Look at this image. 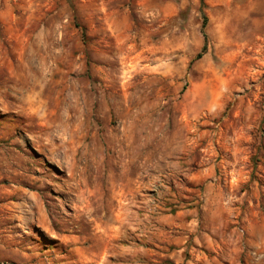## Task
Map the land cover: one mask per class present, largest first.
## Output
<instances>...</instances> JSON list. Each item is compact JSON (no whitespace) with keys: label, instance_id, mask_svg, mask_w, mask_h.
Listing matches in <instances>:
<instances>
[{"label":"rangeland","instance_id":"obj_1","mask_svg":"<svg viewBox=\"0 0 264 264\" xmlns=\"http://www.w3.org/2000/svg\"><path fill=\"white\" fill-rule=\"evenodd\" d=\"M0 264H264V0H0Z\"/></svg>","mask_w":264,"mask_h":264},{"label":"trees","instance_id":"obj_2","mask_svg":"<svg viewBox=\"0 0 264 264\" xmlns=\"http://www.w3.org/2000/svg\"><path fill=\"white\" fill-rule=\"evenodd\" d=\"M207 49V43L205 42L202 52L198 53L197 58H200L203 55V52H205V50Z\"/></svg>","mask_w":264,"mask_h":264}]
</instances>
